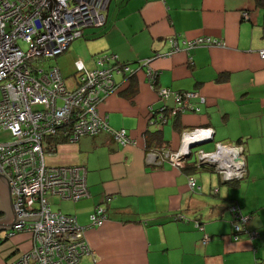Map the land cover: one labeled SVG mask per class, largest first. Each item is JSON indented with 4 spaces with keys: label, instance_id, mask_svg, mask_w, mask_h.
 Wrapping results in <instances>:
<instances>
[{
    "label": "crops",
    "instance_id": "crops-1",
    "mask_svg": "<svg viewBox=\"0 0 264 264\" xmlns=\"http://www.w3.org/2000/svg\"><path fill=\"white\" fill-rule=\"evenodd\" d=\"M105 14L104 26L85 31L89 59L77 60L92 69L97 56L113 53L128 64L131 72L114 75L118 90L104 98L99 112L138 144L122 146L103 132L55 141L53 149V138L44 145L49 166L81 165L87 171L90 196L73 201L68 214L59 211L87 228L92 252L80 264H264V0H109ZM199 38L219 44L188 50L184 42ZM172 39L178 49L171 53ZM159 88L193 93L198 110L170 116L163 125L149 121L164 105L175 106L174 95L161 100ZM208 127L214 139L202 145L244 146L243 180L227 182L190 158L182 168L147 163V134L161 130L162 147L176 151L184 130ZM190 176L200 189L189 187ZM233 204L257 238L244 233L235 240ZM97 206H106L107 220L90 226ZM10 230L0 231V264L33 247L30 233L5 237Z\"/></svg>",
    "mask_w": 264,
    "mask_h": 264
},
{
    "label": "built area",
    "instance_id": "built-area-1",
    "mask_svg": "<svg viewBox=\"0 0 264 264\" xmlns=\"http://www.w3.org/2000/svg\"><path fill=\"white\" fill-rule=\"evenodd\" d=\"M108 3L109 0H0V132L7 131L11 137L0 139V172L9 180L18 218L40 216L39 221L19 220L5 233V237H11L16 232H28L33 239L29 251L7 264H80L82 256L92 252L85 239L87 228L74 216L54 212L50 202L51 196L72 201L89 197L87 171L81 165L49 166L44 146L49 139H54L49 144L53 149L55 141L61 139L74 142L81 136L105 132L122 146L138 144L126 129H113L99 112L104 98L118 90L114 75L131 72L127 63L119 62L113 53L99 55L92 69L77 60L74 85L67 84L56 65H43L84 37L87 28L104 26ZM20 42L27 43L28 49L24 50ZM170 42L172 53L178 45L175 39ZM184 44L189 50L219 42L199 38ZM260 54L264 59V51ZM149 75L155 77L152 71ZM158 94L161 100L174 95L175 106L164 105L157 114L154 111L151 122L163 125L170 116L198 110L190 101L193 93L159 88ZM213 133L209 127L186 129L176 151L165 147L149 149L146 144V161L155 166L169 162L182 168L195 155L198 168L205 163L227 182L243 180L247 168L242 144L218 142L214 151L195 153L194 148H189L191 143L207 140ZM188 183L192 190L200 189L193 176ZM110 200V196L105 197V203ZM229 209L235 240L244 233L250 239L257 238L255 230L247 229L248 217L239 205ZM107 216L106 206H97L90 215V226H101Z\"/></svg>",
    "mask_w": 264,
    "mask_h": 264
},
{
    "label": "rangeland",
    "instance_id": "rangeland-1",
    "mask_svg": "<svg viewBox=\"0 0 264 264\" xmlns=\"http://www.w3.org/2000/svg\"><path fill=\"white\" fill-rule=\"evenodd\" d=\"M88 29V28H87ZM86 29V30H87ZM91 29V28H90ZM88 40V38L82 37L81 39L75 40L74 42H72L67 50L60 56L54 58V59H50L48 61H45L43 65L46 64V66L48 67L49 65H56L57 67H59L62 71V73H64L66 76H69L67 78V80H69L68 83H73V80L75 79L74 73H75V61H77V59H82L83 61H87L90 57V52L89 50L86 48L85 45V41ZM20 46L26 50L28 49V44L25 42H20ZM98 57V56H97ZM73 79V80H72ZM0 139L1 140H10V134L7 131H1L0 132ZM215 144L216 142H212L210 144H205L202 146H197L193 149V153H195L198 150H204V151H214L215 149ZM197 156H193L192 158L189 159L190 162H192V160L194 161L196 159ZM201 173L207 175V176H212L213 178H215V174H211L210 172L206 171V170H201ZM50 202H51V207L53 211L59 212L62 211L63 213L68 214V210H74L75 209V205L76 203H73V201H65L63 199H61L58 196H51L50 198Z\"/></svg>",
    "mask_w": 264,
    "mask_h": 264
},
{
    "label": "water",
    "instance_id": "water-1",
    "mask_svg": "<svg viewBox=\"0 0 264 264\" xmlns=\"http://www.w3.org/2000/svg\"><path fill=\"white\" fill-rule=\"evenodd\" d=\"M214 133L207 140H201L190 144L189 148H195L199 145L213 141ZM190 154L187 155L189 157ZM202 167H208L205 163H201ZM0 211L6 212V217L0 219V231L13 229V225L19 220L25 221H39L40 216H27L18 218V214L15 209L13 198L11 194V188L8 178L0 172Z\"/></svg>",
    "mask_w": 264,
    "mask_h": 264
},
{
    "label": "trees",
    "instance_id": "trees-1",
    "mask_svg": "<svg viewBox=\"0 0 264 264\" xmlns=\"http://www.w3.org/2000/svg\"><path fill=\"white\" fill-rule=\"evenodd\" d=\"M146 139H147V141H146L147 142V146H148L149 149H151V148L152 149L161 148L162 144H163V141H164L161 130H156L155 132H151V133L147 134ZM61 141H62V139H61ZM205 168L206 167H201V169H205Z\"/></svg>",
    "mask_w": 264,
    "mask_h": 264
}]
</instances>
